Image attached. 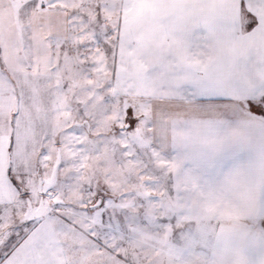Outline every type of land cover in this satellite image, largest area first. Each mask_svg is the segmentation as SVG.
Returning <instances> with one entry per match:
<instances>
[{
	"label": "snow or ice",
	"instance_id": "snow-or-ice-1",
	"mask_svg": "<svg viewBox=\"0 0 264 264\" xmlns=\"http://www.w3.org/2000/svg\"><path fill=\"white\" fill-rule=\"evenodd\" d=\"M0 264H264V0H0Z\"/></svg>",
	"mask_w": 264,
	"mask_h": 264
}]
</instances>
